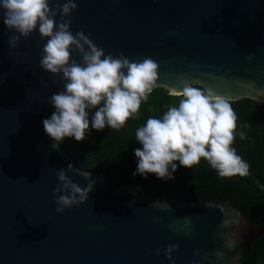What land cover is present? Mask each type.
Listing matches in <instances>:
<instances>
[{"label": "water", "instance_id": "obj_1", "mask_svg": "<svg viewBox=\"0 0 264 264\" xmlns=\"http://www.w3.org/2000/svg\"><path fill=\"white\" fill-rule=\"evenodd\" d=\"M63 2L52 0L50 7ZM76 3L67 17L73 35L83 30L106 55L155 60L156 88L200 85L229 101L264 105V0ZM10 35L19 34L0 13V264H241L264 227L252 224L234 201L185 202L173 191L155 199L140 185L115 188L76 167L42 123L55 111L49 97L65 83L62 73L40 67L47 39L37 28L12 49ZM72 59L81 56L74 52ZM69 164L74 183H95L85 203L58 213L56 172ZM169 244L179 245L171 261L163 254Z\"/></svg>", "mask_w": 264, "mask_h": 264}, {"label": "clouds", "instance_id": "obj_2", "mask_svg": "<svg viewBox=\"0 0 264 264\" xmlns=\"http://www.w3.org/2000/svg\"><path fill=\"white\" fill-rule=\"evenodd\" d=\"M51 2L0 0L3 24L19 34L9 36V47L15 49L21 37L29 38L38 28L40 38L47 39L40 67L53 75L62 73L65 81L64 90L49 97L55 111L42 122L46 134L57 145L65 138L82 142L89 131V112L93 109L92 129L123 128L158 86L159 64L151 58L134 62L123 54L106 55L83 30L75 35L70 30L72 21L67 17L77 9L76 0H64L62 5L56 3L55 9L50 7ZM74 52L81 56L80 62L72 59ZM169 93L182 97L178 106H168L162 118L149 117L136 130V140L142 148L135 149L138 165L133 175L147 178L148 174H155L157 179L166 181L174 178L175 161L191 169L204 159L221 178L247 176L249 165L232 146L237 134V115L228 98L190 84H185L182 91L171 88ZM238 134L241 140L246 139L244 131ZM73 169L69 164L67 170L56 172L62 185L53 190L58 213L85 203L93 190L95 181L83 188L72 181L68 173ZM83 175L87 178L90 174L83 172ZM152 206L160 205L154 202ZM163 207L170 209L167 203ZM227 246L234 247L231 241ZM178 249V244H169L163 254L171 261ZM154 254L160 256L161 250L157 249ZM196 255H200L199 251ZM216 255L218 259L224 257L223 252Z\"/></svg>", "mask_w": 264, "mask_h": 264}, {"label": "trees", "instance_id": "obj_3", "mask_svg": "<svg viewBox=\"0 0 264 264\" xmlns=\"http://www.w3.org/2000/svg\"><path fill=\"white\" fill-rule=\"evenodd\" d=\"M181 98L170 95L166 87L154 89L148 100L142 102L139 113L119 130L110 127L100 131L92 129L93 109L89 112L90 128L85 139L77 142L74 138H65L61 144L76 167L105 177L112 187L137 184L155 199L167 191L175 192L185 202L230 199L252 224L264 227V105L259 101H229L237 115V134L232 146L248 163L247 176L221 178L204 159L191 169L175 161L177 171L173 173L174 178L166 181L157 179L155 174H148L147 178L133 175L138 165L135 149L142 148L136 140L137 128L149 117L162 118L168 106H178ZM240 131L245 132L246 139H240ZM241 264H264V235L244 250Z\"/></svg>", "mask_w": 264, "mask_h": 264}]
</instances>
